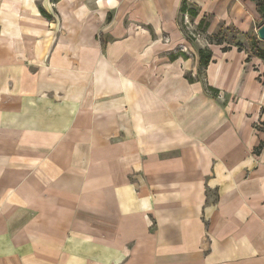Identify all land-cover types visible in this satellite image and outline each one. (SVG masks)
<instances>
[{
	"label": "crops",
	"instance_id": "crops-1",
	"mask_svg": "<svg viewBox=\"0 0 264 264\" xmlns=\"http://www.w3.org/2000/svg\"><path fill=\"white\" fill-rule=\"evenodd\" d=\"M190 14L258 12L0 0V264H264V61L209 45L222 107L189 78Z\"/></svg>",
	"mask_w": 264,
	"mask_h": 264
},
{
	"label": "rangeland",
	"instance_id": "rangeland-1",
	"mask_svg": "<svg viewBox=\"0 0 264 264\" xmlns=\"http://www.w3.org/2000/svg\"><path fill=\"white\" fill-rule=\"evenodd\" d=\"M56 20L58 24V19ZM187 22L188 26L185 28V32L187 37L194 42L193 49L196 52L197 50H206L209 48V45L215 46L217 43H221L217 46L219 50L223 51L224 49H229V51L245 54L247 57L253 59L256 57L258 50L264 49V42L259 39L257 34L259 28L264 25V18H262L259 13L255 15L251 26L246 31H243L238 25H231L228 21L226 24L219 23L216 27L211 29V16H204L203 19L201 18L200 21L196 22V19L193 18L192 14H190L189 21ZM98 39L104 41L101 34L98 36ZM183 51H185L189 56L194 57V53L192 51L186 49H183ZM194 63L195 66H197V60H195ZM208 67L200 75L199 79L204 84L205 91L208 95L206 93L205 94L219 103L222 107H228L230 104H236V98H232L229 94L222 93L209 84L207 74ZM192 74L195 75L196 72H193ZM189 78L192 79L191 74ZM233 108H235V106ZM243 116L242 117L245 119V115ZM255 125L257 131H264L263 118L259 120V123H255ZM240 133L241 132H238L239 135Z\"/></svg>",
	"mask_w": 264,
	"mask_h": 264
},
{
	"label": "trees",
	"instance_id": "trees-1",
	"mask_svg": "<svg viewBox=\"0 0 264 264\" xmlns=\"http://www.w3.org/2000/svg\"><path fill=\"white\" fill-rule=\"evenodd\" d=\"M252 2L256 3V7H257V12L262 16V18H264V0H250ZM186 5L183 6V13L187 14L189 12H186ZM102 42V47L105 48V43L103 41ZM221 44V43H220ZM219 43H217V45H220ZM224 52L229 51V49H224ZM256 57L259 58L260 60L264 61V49H260L257 51ZM199 58H200V66L198 69V73L196 75V77H193V74L191 73V78L193 80L195 79H200V75L203 73V71H205L207 69V67L209 66V64L212 62V52L207 48L206 50H200L199 51ZM250 58H248L249 61ZM264 148V145L261 144L259 146L258 149H262Z\"/></svg>",
	"mask_w": 264,
	"mask_h": 264
},
{
	"label": "water",
	"instance_id": "water-1",
	"mask_svg": "<svg viewBox=\"0 0 264 264\" xmlns=\"http://www.w3.org/2000/svg\"><path fill=\"white\" fill-rule=\"evenodd\" d=\"M257 34L259 39L264 42V25L259 28Z\"/></svg>",
	"mask_w": 264,
	"mask_h": 264
},
{
	"label": "built area",
	"instance_id": "built-area-1",
	"mask_svg": "<svg viewBox=\"0 0 264 264\" xmlns=\"http://www.w3.org/2000/svg\"><path fill=\"white\" fill-rule=\"evenodd\" d=\"M193 77L195 78L196 76H195V75H193Z\"/></svg>",
	"mask_w": 264,
	"mask_h": 264
}]
</instances>
